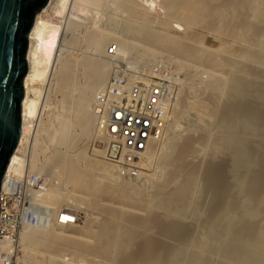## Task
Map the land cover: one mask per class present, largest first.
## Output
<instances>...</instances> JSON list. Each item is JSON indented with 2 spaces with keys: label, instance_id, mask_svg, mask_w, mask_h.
Wrapping results in <instances>:
<instances>
[{
  "label": "bare ground",
  "instance_id": "6f19581e",
  "mask_svg": "<svg viewBox=\"0 0 264 264\" xmlns=\"http://www.w3.org/2000/svg\"><path fill=\"white\" fill-rule=\"evenodd\" d=\"M111 1H114L116 5L114 9L119 8L123 9V12L124 10L127 12L126 18L119 22L123 29L122 34H118L107 22L109 26L106 23H101V20L98 23L95 16L93 18L95 22L90 23V25L86 23L87 26L83 27L82 32L81 29L83 28L81 27V33L77 36L76 31L81 22L75 21L74 17L77 19L78 17L64 15L68 7L71 9L79 7L80 9V6L83 7L86 4L95 5L97 8L98 6L101 7L100 5L103 3L101 0H55V3L54 0H51L36 16L30 32L27 52L29 69L24 79L22 137L12 155L9 169H14L17 174L23 169H28L31 172L51 176L49 178V188L41 197L40 202L52 208L54 217L59 216L62 212H72L76 207H82L86 212L85 215H89V218L86 215L89 220L86 219L88 220L86 226L82 228L79 226L78 229H74L76 228L74 223L75 227L72 225L73 230L70 227L71 224L68 225L71 229H68V232L65 230V227H68L67 225H58L52 222L38 224L25 222L19 236V246L24 252L20 260L24 264H63L58 252L65 248L63 251L67 252L70 249L75 256L89 259L91 264H113V262L119 263V261L122 263L121 258H119L120 255L125 250L130 249V245L136 240L135 238L140 236L142 239V231L147 228V225H150L151 228L154 226L150 224L154 220L151 222L149 218L155 215H150L149 218L146 217L147 215H141L145 213H141V209H149L153 206L159 209V214H153H157L156 217L160 216V219L168 216L172 221L170 217L173 215V217L176 216L181 220L191 217L193 223L190 224L191 220L188 219L190 226L185 227V230L183 229L184 231L180 234L177 235L176 233V239H169L170 243L168 238H172L170 236L172 232L169 235L168 231L163 232L162 230L161 232L166 233L167 236L165 235L163 238L158 236V241L159 237L164 241L155 243L154 249L151 247L153 249L151 254L145 252L147 250L144 247L145 239L143 245L142 242L138 244L135 254L124 255L127 257L124 259L123 264H264V171L262 170L264 167L262 166L261 171L259 169L262 164L264 165V148L261 149L258 146L260 143L261 146H264V0ZM110 5L112 7L111 2L107 6ZM107 6H105L106 11ZM156 6H159L160 9L161 7L164 8L165 16L161 21L158 20L160 23L154 28L153 23H150L152 26L149 24L147 11ZM87 7H85L86 13L83 11L84 8H81L84 14H87V16L93 13L97 15L96 10L93 13L92 11L87 13L91 8ZM71 11L69 9V12ZM100 12L101 10L99 15ZM59 15L67 17H65V22L62 21L63 19L58 20L57 16ZM80 16L82 15L80 14ZM132 16H137V18H132ZM100 18L102 19V15ZM171 19L176 21L179 27H181L180 24L185 25L187 28L199 27L216 39L218 41L217 45L213 47H206L203 44L193 46V44L190 45L185 40L180 39L181 37L174 36V34L170 35L162 29L166 30L168 27L176 26L174 23L170 24ZM109 21L111 22V19ZM114 21L117 22L115 19ZM179 27L176 29L181 30L182 27ZM183 29L185 30L184 27ZM211 42L213 43L212 40ZM223 43H227L228 50L223 49ZM82 45L84 49H82L81 54L72 55L71 52L68 53L70 49L67 52V46L77 47ZM111 45H116V53L112 56L107 52ZM229 50H232V52H228ZM164 51L165 53H173L171 56H174L180 65L185 59H188L185 61H195L196 64L202 65L200 72L206 74V76L203 74L206 77L205 80L202 76L206 87L202 85L203 88L201 89L210 91L208 96L210 105L208 106V101L205 104L201 103L203 100V96H201V101L199 99V101L194 100L195 98L192 99L194 101L182 99L183 101H180L182 106L176 103L177 105L175 104L176 107L173 110V114L182 111V115L186 116L194 108L199 109L200 107L201 109L203 107L205 109V107H208L209 109V111L205 110L207 116L204 115L205 112L203 114L196 110L197 117L193 119L195 122L186 125L189 130H192V128L200 130L199 133L197 132L200 135L194 141L193 138L191 140L187 135L190 144L186 136H181L184 137L182 139L185 140V143L186 141L188 143V152H190V149L193 152L194 147H197V145L208 147L215 134H218V139H215L216 143H219H212V151H218L220 148H227V151H230V158L226 166L222 165L223 162L216 163L225 167L227 175L223 173L226 177L219 181L217 185L214 183L215 187H211L217 191H215L217 193L215 197L216 205L210 213L205 215L199 210L197 204V208L192 207L194 206L192 205L193 199L198 191L196 184L199 175L196 173L198 166L195 168V163L188 164L186 162L187 157H184L187 153L185 149L187 144L183 148L182 141L179 142L182 146L178 144L181 146V150L179 149L181 153L178 152V157H181V159L179 158L180 160H178L175 169L170 165L172 162L169 163V154L163 156V165H161L164 168L162 177L163 173L164 175L166 173V179H170L175 172L182 171L184 172L183 180L167 190L165 186L168 181L153 182L152 179V182L157 185L156 190L158 192V194L156 193L157 199L151 195L153 201L147 196L149 188L148 193L147 191L144 192L147 189L145 183V189L137 188V185L134 186L135 184L126 181L125 178L123 179L122 172L126 168L125 164H138L145 161L146 157L151 156L154 144L147 151H131L118 141L113 142L105 138L97 129V118L100 112L99 108H101L100 93L105 85L111 82L114 63L124 58L127 63L140 66L142 65L140 62L146 59L147 62L144 64L153 67ZM149 62L150 64H148ZM218 69H222V72L225 70V76H221ZM197 70L196 67L195 71L197 72ZM198 74L199 72L195 75ZM78 78L84 80H81L82 84H80ZM177 79L174 78V80ZM182 82H180V85ZM191 83L186 82V84L191 85L188 87L190 91L198 88L196 86V88H193L194 86ZM53 88L62 93L63 102H71L72 120L78 127V132H76L77 128L75 127L72 129L76 133H73V130L72 132L68 130V124L71 123L66 122L67 117L64 118L62 123L60 121L62 118L56 119V123L59 121L62 125L59 124L60 126L58 125L59 127L54 130L50 118L45 116L47 99ZM188 88L186 87V89ZM227 91L228 96L223 97H228V99L224 100L223 105L220 107V98ZM202 95L207 96L204 92ZM48 107L47 111L49 110ZM52 116L54 115L52 114ZM175 117L171 124L168 123L170 124L168 125L169 129L167 128L166 138L165 136V139L163 138L164 143L171 145V148L177 145L178 139H176V136L180 135L179 133L174 135L176 130H174V127L177 122V117L176 119ZM186 126L185 130H187ZM197 129H194V131ZM94 138L97 143H100L101 149L96 148L94 151L92 149L93 157H89L86 153L88 148L85 149L87 146H79V143L84 145ZM47 140L58 144L65 143L66 147L63 146L69 149V153L68 151L66 153L59 149H53L49 154H47L48 151L45 154ZM82 141L85 143L83 144ZM176 149H174L175 152ZM104 153L109 159L104 157ZM150 153L151 155H149ZM114 155L115 157L112 158ZM192 158L195 159L194 156ZM192 158L190 159L192 160ZM196 160L194 161L196 162ZM223 164L225 165V162ZM54 166L58 168V172L55 173L58 179L57 182L53 179L55 177L52 172ZM218 169H220L219 165ZM147 176L150 177L149 174ZM148 177L146 178L148 179ZM205 177L212 178L209 175ZM60 181L61 183L70 184L73 189L78 190L82 195L75 194L76 192L74 193L73 190V194L63 192L59 187ZM208 187L210 188V186ZM152 201L153 203H151ZM139 208L140 210H138ZM146 211L149 214L148 210ZM158 218H156V221H158ZM185 220L187 221V219ZM147 221H150L149 224H147ZM169 221H166V223L168 224ZM174 221L173 219L171 224H174ZM180 222L182 223V221ZM157 223L161 224L162 221ZM157 223L155 224L159 225ZM163 225H165V222ZM154 229L156 231L157 226ZM148 233L150 234V232ZM148 233H145V235ZM157 235L156 237L152 235L156 238L154 240H157ZM160 235L162 236L161 233ZM151 239L150 241H152ZM171 240L174 241L171 242ZM137 241L140 240L137 239ZM37 248L39 250H36ZM41 248L47 252V257L44 259L36 256V252L41 251ZM73 258L74 256L71 259ZM75 258L77 261V257Z\"/></svg>",
  "mask_w": 264,
  "mask_h": 264
},
{
  "label": "rangeland",
  "instance_id": "374dc122",
  "mask_svg": "<svg viewBox=\"0 0 264 264\" xmlns=\"http://www.w3.org/2000/svg\"><path fill=\"white\" fill-rule=\"evenodd\" d=\"M51 0H49L48 1V3L46 4V6L49 4V2H50ZM111 2V4H112V7H111V5L110 6H107L108 4H110V2ZM140 2L142 1V0H139ZM101 2H103L102 3V5H100L101 7H99L98 6V8L95 6V5H92V4H86V6L84 5L83 7L82 6H80V9H79V7H76L77 8V10H76V8H73V9H71V8H67L66 10H65V13H64V15H66L67 16V14L68 15H73L72 17H74V16H77L78 17V19L76 18V17H74V20L75 21H77V22H81L80 24V26H78L79 28H77V31H76V34H77V36H79V33H81L83 30H84V28L83 27H85V26H87L86 25V23L88 24L89 23V25H90V23L92 24V23H94L95 21H94V17L96 18L95 20L99 23L100 22V20H101V23H108L109 25H110V27H112V28H114L117 32H118V34H122L123 33V29L121 28V26L119 25L120 23V21H122V19L123 18H126V16H127V12L124 10V12H123V9L121 10V9H119V8H117V10L116 9H114V8H116V5L114 4V1H111V0H101ZM54 3H55V0H54ZM106 3H108V4H106ZM91 5V6H90ZM115 5V6H114ZM45 6V7H46ZM91 7V8H93V9H89V11H87V13H89V12H91L92 11V13H93V11H95V13H97V15H95L94 13V15L93 14H88V16H87V14H84V12L86 13V8L85 7ZM94 6V7H93ZM102 6H104V7H102ZM105 6H107L108 8H107V11H106V7ZM70 7H72L71 5H70ZM87 7V8H88ZM96 7V8H95ZM83 9V11H82V9ZM104 8V10H102ZM154 8V9H153ZM69 9L70 10H72L71 12H69ZM151 9V10H150ZM148 11H150L149 13H148V11H147V19H148V21H149V24L151 23H153L152 25H153V27L155 26L156 27V25L158 26L159 24L158 23H160L159 21H161L162 19H164V16H165V14H164V8L163 7H161V9L159 8V6H156V7H151ZM152 9H153V11H152ZM162 9H163V11H162ZM101 10V12H100V15H99V11ZM119 10V11H118ZM122 12H121V11ZM158 12H157V11ZM74 11H77V12H74ZM155 11V12H154ZM68 12V13H67ZM103 12H104V14H103ZM76 15H75V14ZM80 14L82 15V16H80ZM63 15V14H62ZM62 15H59V16H57L58 17V20L60 19V20H62V21H64V20H66V16H62ZM79 15V16H78ZM85 17H84V16ZM90 15V16H89ZM101 15H102V19L100 18L101 17ZM125 15V16H124ZM98 16H99V18H98ZM114 16V17H113ZM124 16V17H123ZM163 16V17H162ZM66 17V18H65ZM81 17H84L83 19L81 18ZM87 17V18H86ZM89 17H91V18H89ZM110 17V18H109ZM132 18H137V16L135 17H133L132 16ZM85 19V20H84ZM87 19V20H86ZM88 19H89V21H92V22H89L88 21ZM91 19V20H90ZM99 19V20H98ZM111 19V22L109 21ZM113 19V20H112ZM114 19L117 21V22H115L114 21ZM81 20H83V21H81ZM119 20V21H118ZM141 20H142V18H141ZM159 20V21H158ZM84 21H86V22H84ZM156 21H158L157 22V24H155V22ZM65 22V21H64ZM85 23V24H84ZM106 23V24H107ZM171 23H174V24H176V26L174 27L173 25H170V26H173V27H168V28H166V30L163 28L162 30H164V31H166L167 33H169L170 35H173L174 34V36H177V37H181L180 39H183V40H185L186 41V43H188V44H190V45H192L193 44V46L195 45V46H198V44H203V46H206V47H213L214 45L216 46L217 45V43H218V41L216 40V39H214L213 37H211L206 31H204V30H202V29H200L199 27H186L185 25H182V24H180L181 25V27H179V25H177V22L176 21H173L172 19H171V21H170V24ZM107 24V26H109ZM150 24V25H151ZM151 25V26H152ZM81 27L83 28V29H81ZM154 27V28H155ZM160 28H162L161 26H159ZM159 27H157V29H159ZM181 28V30L179 29H176V28ZM183 27L185 28V30L183 29ZM186 28H187V31H186ZM80 29H81V32H80ZM186 31V32H185ZM207 35V36H206ZM213 41V43L211 42V40ZM185 41H183V42H185ZM137 42H142V41H137ZM115 44V43H114ZM223 49L224 50H228L229 49V47H228V45H227V43H223ZM70 47V48H69ZM67 46L66 47V49H67V52L69 51L68 49H70V51L68 52V53H70V54H72V55H75L76 53L78 54H81L82 53V49H84L83 47V45L82 46H77V47H73V46ZM76 49V51H74ZM73 52V53H72ZM228 52H232V50H229ZM163 53V52H162ZM164 55V56H163ZM170 57H169V56ZM171 55H173V53H165V51H164V53L162 54V56H160V57H158L159 58V60L157 59V63H163V64H167L168 65V68H169V70H170V73H171V75H172V77H173V81L175 82V90L177 91V93L179 94L178 96H179V102L177 101L176 103H179L180 104V106H182V104L180 103V101L182 102L183 100H187V101H190V100H192V99H194V100H202V102L201 103H203V104H205L207 101L209 102V104H208V106L210 105V101H209V93H210V91L208 90H206V91H203L204 89H201V88H203V87H206V86H204V80H205V76H206V74L205 73H203V72H200V68H201V66H200V64L198 65V64H196V62L195 61H191V60H189V61H185V60H188V59H185L184 61H182L183 63H181V65L179 64V62L178 61H176V59L174 58V56H171ZM131 59H132V57H130ZM124 59V58H123ZM161 59V60H160ZM175 59V60H174ZM126 60V59H125ZM181 60H183V59H181ZM161 61V62H160ZM191 61V62H190ZM145 62H147V60L145 59V60H142V62H140V64H142V65H144L145 66ZM138 63V62H137ZM148 64H150V62L148 63ZM196 64V65H195ZM146 66H148V65H146ZM194 66V67H193ZM200 66V67H199ZM196 67H197V69L199 70H197V72L195 71L196 70ZM195 68V69H194ZM203 68V67H202ZM111 69H112V67H111ZM222 69H218V72H221L220 73V75L221 76H225L224 75V72H225V70L222 72L221 71ZM216 71H217V69H216ZM216 71H214V72H216ZM199 72V74L198 75H195V74H197ZM202 73V74H201ZM110 74H111V72H110ZM203 74H205V76L203 75ZM219 74V73H218ZM223 74V75H222ZM225 74H226V72H225ZM174 75V76H173ZM110 76V75H109ZM204 77V80H202L203 79V77ZM109 78V77H108ZM174 78L175 79H177V80H174ZM188 78H192L191 80L190 79H188ZM79 79V78H78ZM187 79V80H186ZM84 81L83 79H79V82H81L80 84H82L83 82L82 81ZM185 80V81H184ZM182 81H184V82H182ZM188 81V83L189 82H192L191 84H192V86H194L193 88H196V87H198V88H196V89H193L192 91H193V93H195L194 95H192L193 93H192V91H190L189 90V86H191L190 84H186V82ZM180 82H182V86L180 85ZM194 84V85H193ZM202 85H203V87H202ZM196 86V87H195ZM184 87V88H183ZM186 87L188 88V89H186ZM200 89V90H199ZM182 90V91H181ZM189 90V91H188ZM194 90H198L197 92L196 91H194ZM203 92H204V94H207V96H205V95H202L203 94ZM207 92V93H206ZM182 94H183V96H182ZM197 94H198V96H197ZM199 94H201L200 96H199ZM50 96H48V99H49V101H48V99H47V107L49 108V110L47 111V107H46V110H45V116H47V117H49L50 118V122H51V125L53 126V129L55 130L57 127H59L60 125H62L61 123H62V121L64 120V118H66L67 117V119H66V122H68V123H71V124H68V130H71L70 132H72V130H73V133H76V132H78L77 130H78V127L76 126V124L73 122V120H72V116H73V110H72V104H71V102H69L68 103V101H67V103H66V101H64L63 102V95H62V93L61 92H59L58 90H56V88L54 89L53 88V90L51 89V92H50V94H49ZM228 96V91H227V93H224L223 95H222V97L220 98V101L219 102H221L220 104V107L223 105L222 103L224 102V100L226 101L227 99H228V97H226V98H224L225 96ZM197 96V97H196ZM201 96H203L202 97V99H201ZM224 96V97H223ZM207 97V98H206ZM184 98H187V99H184ZM197 98V99H196ZM183 99V100H182ZM208 99V100H207ZM194 100H192V101H194ZM198 100V101H199ZM184 101V102H185ZM184 102H183V104H184ZM49 103V104H48ZM177 105V104H176ZM176 105L173 107V110L175 109V107H176ZM220 107H219V109H220ZM196 108H198V107H196ZM199 109H200V107H199ZM199 109H193V110H190L189 111V113H188V115H182V111L181 112H179V111H177L178 113H179V116H178V113L176 112V113H174L173 114V110H172V115L170 114V118H169V123L171 124L172 122H173V120H174V117L176 116L177 117V119H176V117H175V119H176V123H175V127H174V135L176 134H180V135H177L176 136V139H178V143H177V145L174 147V148H171V145L169 146V145H167L166 143H164L165 141L162 139L161 141H159V142H157L156 144H154L153 145V148H152V151H151V153H152V155H151V153L149 154V155H151V156H148V157H146L145 158V161H143V162H139L138 164L137 163H127V165L125 164V167L126 168H124V171L122 172L123 173V175H122V177H123V179L125 178V180L126 181H128V182H130V183H132V184H135L134 186H136L137 188H139L140 187V189H145V188H147L146 190H144V192L145 191H147L148 190V188H149V193H148V191H147V193H148V195H147V193H145L149 198H151V200L153 199V197L154 198H156V193L158 194V192H157V185L156 184H154L153 182H155V181H168V182H166V186H165V188L167 189V190H169V189H171L172 187H174L176 184H178L179 182H181L182 180H183V177H184V172H182V171H177V172H175L174 173V175L169 179V178H167L166 179V177H167V174L165 173V175H164V173H163V177H162V171H164V168L161 166V165H163L162 164V162H163V156L165 155V154H169V156H168V159H169V163L170 162H172V164L170 163V165L172 166V168L173 169H175L176 168V166H177V164H178V160H180L181 159V157H178L179 156V153L178 152H180L181 153V146H182V148L184 147V145L185 144H187V145H185V149H186V156H184V157H187L186 158V162L188 163V164H190L191 165V163H195L194 165H195V168H196V166H198L197 167V169H196V173L199 175L198 176V178L199 179H197L198 181H197V184H196V187H198V188H196V189H198V191L196 192V196H195V198L193 199V204L192 205H194V206H192V207H194V208H197L196 207V204L198 205V208H200L199 210L205 215V214H208V213H210L211 212V210L215 207V205H216V201H215V197H216V195H217V193H215V188L214 189H212L213 187H215L218 183H219V181H221L224 177H226V171H225V167H223V166H226L227 164L226 163H228V161H229V158H230V151L228 150L227 151V148H220V149H218V151H212V143H216V139L215 138H217L218 139V134L216 135L215 134V137H214V135H213V137H212V139H211V143L208 145V147L206 146V147H202L203 145H197V147H194V149H193V152H192V149H190V152H188V149H189V146H188V143H189V141H188V138H190L191 140H192V138H193V141L194 140H196L197 138H198V136L200 135V134H197V132L199 131L200 132V130L199 129H197V128H192V130L190 129L189 130V128H187V126H188V123L189 124H192V123H194L195 121L193 120V119H195V117H197V114H196V110L197 111H199L200 113H203L204 114V112H205V114L204 115H206L207 116V111H205V110H208L209 111V109H208V107H205V109L203 108V107H201V109L199 110ZM195 110V111H194ZM48 113H47V112ZM202 111V112H201ZM50 113V114H49ZM52 114L54 115V116H52ZM176 114V115H175ZM185 114V113H184ZM175 115V116H174ZM62 116V117H61ZM208 116H209V113H208ZM53 117V118H52ZM55 117V118H54ZM179 117V118H178ZM187 117V118H186ZM60 118H62V119H60V121H61V123H59V121L56 123V119L57 120H59ZM52 120V121H51ZM189 120V121H188ZM191 120V121H190ZM72 121V122H71ZM186 121V122H185ZM188 121V122H187ZM75 125H74V124ZM55 124V125H54ZM60 124V125H59ZM170 124H168V125H170ZM57 125V126H56ZM59 125V126H58ZM71 125V126H70ZM187 125V126H186ZM185 126H186V129L187 130H185ZM77 128L76 129V132H74V129H72V128ZM71 128V129H70ZM168 128V127H167ZM169 129V128H168ZM194 129H197V130H195L194 131ZM177 131V132H176ZM166 132H168V130H166ZM194 132V133H193ZM196 132V133H195ZM198 132V133H199ZM173 133V132H172ZM186 134V135H185ZM197 134V135H196ZM166 133H165V138H166ZM170 135H171V133H170ZM189 137H188V136ZM181 136H186V138H187V141H188V143H187V141H186V143H185V140L184 139H182V138H184V137H181ZM179 137V138H178ZM181 137V138H180ZM164 138V137H163ZM164 138V139H165ZM185 138V139H186ZM189 139V140H190ZM162 141H163V143H162ZM182 141V142H181ZM184 141V142H183ZM192 141V142H193ZM51 142V143H50ZM50 142H48V140H47V143H45V154H46V152H47V154H49L50 152H52L53 151V149H59V150H62V151H65L66 153H67V151H68V153H69V149H67V148H65L66 147V144L64 143V144H58V143H55L54 141H50ZM52 142H54V143H52ZM179 142H181L182 143V145H181V143H179ZM217 142H218V140H217ZM82 143L84 144L85 142H83L82 141ZM219 143V142H218ZM218 143H216V144H218ZM58 144V146H56ZM86 144V145H85ZM84 145H82L81 143H79V146H84V147H86L85 149H87L88 150V152L86 151V153H87V155L89 156V157H93V151H94V149H101V147L99 146V142L97 143V141L95 140V138L94 139H92V140H89V143H85ZM167 146H166V145ZM178 144H180L181 146H179ZM190 144V143H189ZM215 144V145H216ZM46 145H47V147H46ZM51 145V146H50ZM60 145H62V146H60ZM63 145H65V147L63 146ZM262 144L260 143V144H258V146L261 148V149H263L264 148V146H261ZM49 146V147H48ZM53 146V147H52ZM54 146H56L55 148H54ZM97 146V147H96ZM163 146H166V147H163ZM179 146V147H178ZM62 147V148H61ZM93 147V148H92ZM90 148H91V151H90ZM155 148V149H154ZM168 148V149H167ZM52 149V150H51ZM64 149H66V150H64ZM92 149H93V151H92ZM154 149V150H153ZM164 149V150H163ZM170 149V150H169ZM171 149H173V150H171ZM174 149H176V152L174 151ZM180 149V150H179ZM199 149H201V151H199ZM177 150H179V151H177ZM194 150H195V153H194ZM219 150H220V152H219ZM154 151V152H153ZM172 151V152H171ZM164 152H166V153H164ZM168 152V153H167ZM201 152V153H200ZM191 153V154H190ZM192 153H194V154H192ZM214 153V154H213ZM215 153H218V154H215ZM189 154V155H188ZM196 154V155H195ZM202 154V155H201ZM177 155V157H175ZM191 155V156H190ZM195 157V159H197L196 160V162H197V164H196V162L193 160V156ZM213 155H214V157H213ZM173 156V157H172ZM198 156H199V162H198ZM209 156H211L210 158H209ZM216 156V157H215ZM224 156H226L225 158H226V160H227V158H228V160L226 161V160H224L225 158H224ZM104 157L107 159L108 158V156L104 153ZM188 157H190V158H192V160L190 159V158H188ZM180 158V159H179ZM213 158V159H212ZM109 159V158H108ZM116 159V158H115ZM189 159V160H188ZM211 159V160H210ZM213 160V161H212ZM214 160H216V161H214ZM224 160V161H223ZM264 160V159H263ZM111 161H114V160H111ZM147 161V163L145 164V162ZM190 161V162H189ZM192 161V162H191ZM194 161V162H193ZM200 161H202V162H200ZM208 161H209V163H208ZM215 162V163H214ZM217 162H219V163H221V162H225V165L222 163V165L221 164H216ZM149 163V164H148ZM176 165H175V164ZM264 163V162H263ZM129 164V165H128ZM141 164H145L144 165V167H143V165H141ZM148 164V165H147ZM192 164V165H193ZM175 165V166H174ZM214 165H217V166H214ZM218 165H219V167H220V169H218ZM171 166H170V168H171ZM212 166V167H211ZM262 166L264 167V165L262 164L261 165V167L259 168L260 169V171H261V168H262ZM160 167V168H159ZM222 167V168H221ZM163 168V169H162ZM215 168V169H214ZM224 168V169H223ZM129 169V170H128ZM162 169V170H161ZM213 169H214V171H213ZM128 170V171H127ZM212 170V171H211ZM218 172H217V171ZM263 171H264V168L262 169ZM115 171H117V170H115ZM145 171V172H144ZM156 171V172H155ZM207 171H209V172H207ZM263 171H262V173H263ZM53 173H54V176H55V173L56 172H58V168L56 167L55 168V166L53 167V171H52ZM136 172V173H135ZM143 172H144V174H143ZM154 172V174H152ZM222 172V173H221ZM139 173H142L141 175L139 174ZM146 173V174H145ZM218 173H219V175H218ZM223 173H225V174H223ZM42 174H44V173H42ZM116 174H117V172H116ZM119 174V173H118ZM137 174H139V175H137ZM150 175V177H148L147 175ZM158 174V175H157ZM206 174V175H205ZM44 175H46V174H44ZM120 175V174H119ZM143 175V176H142ZM204 175V176H203ZM212 176V178H213V180H211L212 178L211 177H205V176ZM213 175H214V177H213ZM47 177H48V175H46ZM121 176V175H120ZM164 176H165V179H164ZM51 177V176H50ZM49 177V178H50ZM139 177V178H138ZM142 177V178H141ZM146 177H148V179L146 178ZM216 177V178H215ZM146 178V180H144ZM150 178V179H149ZM211 178V179H210ZM214 178H215V180H214ZM53 179H54V181L55 182H57L58 181V179H57V177L55 176V177H53ZM152 179H153V182H152ZM155 179V180H154ZM209 179V180H208ZM144 180V181H146V182H144L143 181V183H142V181ZM50 181V180H49ZM150 181V182H149ZM207 181H209V183H207ZM213 181V182H212ZM215 181V182H214ZM142 184H141V183ZM64 183V184H63ZM146 184V187L144 188V185ZM147 183H148V186H147ZM152 183V184H151ZM214 185H212V184ZM216 185H215V184ZM154 184V185H153ZM209 184V185H208ZM140 185H143V186H140ZM150 185V186H149ZM153 185V186H152ZM155 186V187H154ZM208 186H210V188L208 187ZM59 187H60V190H63V192H67V193H72V190H73V192L75 193V194H81V192H79L78 190H76V189H73V187H71V185L69 184L68 185V183H65V182H62L61 183V181H60V184H59ZM212 187V188H211ZM207 188H208V190H210V191H208L207 190ZM211 190H212V192H211ZM151 191V192H150ZM217 192V191H216ZM151 193H154L155 194V196H154V194H151ZM73 194V193H72ZM82 195V194H81ZM151 195L153 196V197H151ZM157 199V198H156ZM153 201H154V199H153ZM153 201L151 202V203H153ZM78 208H80V209H78ZM131 208V207H130ZM151 208V209H150ZM149 209L147 208V209H141V213H143V212H147L146 210H148V213L149 214H145V213H143V214H141L142 216L143 215H147L146 217L147 218H149V216L151 215V216H154V217H150L149 219H151L150 221L152 222L153 220L154 221H156L157 219L156 218H158V221H156L155 223H157V222H160V221H162V223L161 224H159V223H157V224H159V225H156L155 223H154V221L152 222V223H150L151 224V226H153L152 228L150 227V225H147V228H145L143 231H142V234H141V236H142V239H141V237L140 236H138L137 238H135L136 240V242L135 241H133V243L129 246L130 247V249L129 250H125L126 251V253H125V251L123 252V254H121L120 255V257L119 258H121L120 260H121V262L122 263H120V261H119V258H118V261H119V263L120 264H123V261H124V259L128 256V255H132V254H135V252L137 251L136 249H138V244H140V242H142L141 244L143 245V241L146 239H148V238H150L152 235H154L155 237H156V235L157 234H159V235H157V240H154V236H152L150 239L152 240V241H150V239H148L147 241H148V244L146 243L147 241L145 240L144 241V243H145V245H144V247H146L145 249H147L145 252H147V254H151L152 253V251H153V249H154V247H155V243H157V242H159V243H162L164 240L162 239L165 235H166V233H162L161 231L163 230V232H169L168 234L170 235L171 234V232H172V235H170V236H172V238L171 237H169L168 238V241H169V239H176V236L178 235V234H180L181 232H183L184 230H185V227H189L190 226V224H192L193 223V221H192V218L191 217H186L185 219H187V221L185 220V219H183V220H181V218H179L178 219V217L176 218V216L175 217H173V216H171L170 218H172V221H171V219H169V217L167 216V217H163V219H162V217H161V219H160V216H158V217H156V215L157 214H153V213H158L159 212V209H157V208H155V207H150ZM154 209H156L155 211H157V212H155L154 211ZM138 210H140V208L138 209ZM153 210V211H152ZM74 212H75V214H76V216H77V220H76V222L74 223V225H76V228H74L75 226L73 225V224H71V228H72V230H73V228L74 229H78V227L80 226V228H82V227H84V226H86V224H88V214H86L87 215V217L88 218H86V215H85V210L84 209H82V207H76L75 209H74ZM160 213V212H159ZM158 213V214H159ZM168 220H170L171 222H173V219L175 220V221H182V223L180 222V223H177V222H175L174 221V224H171V222L169 223L168 222V224L166 223V221H168ZM86 219H88V220H86ZM149 219H146V220H149ZM177 219V220H176ZM188 219H190L191 220V223L190 222H188ZM164 220H166V221H164ZM189 220V221H190ZM149 221V222H150ZM183 221H184V223H186V224H184L183 223ZM148 222V221H147ZM149 222L147 223V224H149ZM164 222H165V225H163L164 224ZM190 223V224H189ZM38 224V223H37ZM153 224V225H152ZM167 224V225H166ZM189 224V225H188ZM70 225V224H69ZM72 225L74 226V227H72ZM157 226V228L158 229H156V231H154L155 229H154V227H156ZM171 225V226H170ZM64 226H66V225H64ZM68 226V225H67ZM160 226V227H159ZM69 226L68 227H65L66 229V231L68 232L69 230H71V229H69L70 228ZM23 228V227H22ZM62 228L64 229V227L62 226ZM151 228V229H150ZM159 228H160V230H159ZM69 229V230H68ZM181 229V230H180ZM184 229V230H183ZM22 230V229H21ZM153 230V231H152ZM159 230V231H158ZM145 231V232H144ZM174 231V232H173ZM148 232H150V234L151 233H153V234H149ZM145 233H148V234H146L145 235ZM160 233L162 234V236L160 235ZM174 233V234H173ZM176 233H177V235H176ZM144 234V235H143ZM149 235H150V237H149ZM158 236H160V237H162V238H160L159 237V241H158ZM167 236V235H166ZM174 236V237H173ZM140 237V238H139ZM145 237V238H144ZM148 237V238H147ZM137 239L138 240H140V241H137ZM156 239V238H155ZM154 241H156V242H154ZM162 241V242H161ZM172 241H174V240H171V242ZM149 242H150V245H149ZM135 243H136V246H135ZM152 243H153V245H152ZM169 243H170V241H169ZM133 244H134V249H133ZM147 244V245H146ZM158 245V244H157ZM156 245V246H157ZM169 245H171V244H169ZM154 246V247H153ZM153 249H152V248ZM63 249H65V248H62L59 252H58V256H60L61 258V262L63 263V264H69V261H71L70 262V264H73V263H79V262H81V263H79V264H83V262H84V264H85V262L87 261V260H89V259H87L86 260V258H84L85 259V261H84V259L82 258V257H80V256H75L73 253H72V251L69 249L67 252L64 250L63 251ZM36 250H39V248H37ZM45 249H42L41 248V251H37L36 253V256H38V257H40V258H42V259H44V258H46L47 257V252L46 251H44ZM66 250H67V248H66ZM152 250V251H151ZM150 251V252H149ZM134 252V253H133ZM43 253H46V254H43ZM71 253H72V256H71ZM125 253V254H124ZM130 253V254H129ZM23 254H24V252H23V249L21 248V257L23 256ZM124 255H127V256H124V258H123V256ZM45 256V257H44ZM74 256V258L73 259H71L72 257ZM122 256V257H121ZM75 257H77V261H76V258ZM79 258H81V259H79ZM74 259H75V261H74ZM64 260V261H63ZM67 262H66V261ZM80 260V261H79ZM73 261V262H72ZM117 261V260H116ZM48 262H49V260H48ZM118 262H113V264H119ZM86 264H91V261L89 260V261H87L86 262Z\"/></svg>",
  "mask_w": 264,
  "mask_h": 264
},
{
  "label": "built area",
  "instance_id": "2783aa9c",
  "mask_svg": "<svg viewBox=\"0 0 264 264\" xmlns=\"http://www.w3.org/2000/svg\"><path fill=\"white\" fill-rule=\"evenodd\" d=\"M107 52L114 55L116 45ZM100 99L98 131L131 151H147L163 139L179 96L167 64L139 66L122 59L114 63L111 82L102 89ZM49 180L42 173L23 169L17 174L8 167L0 190V264H24L19 236L25 222H76L74 211L54 217L52 208L40 202Z\"/></svg>",
  "mask_w": 264,
  "mask_h": 264
},
{
  "label": "water",
  "instance_id": "95a60500",
  "mask_svg": "<svg viewBox=\"0 0 264 264\" xmlns=\"http://www.w3.org/2000/svg\"><path fill=\"white\" fill-rule=\"evenodd\" d=\"M49 0H0V190L22 131L29 35Z\"/></svg>",
  "mask_w": 264,
  "mask_h": 264
}]
</instances>
